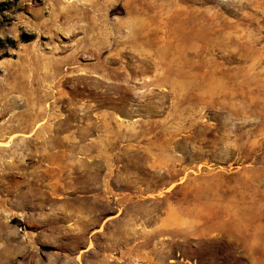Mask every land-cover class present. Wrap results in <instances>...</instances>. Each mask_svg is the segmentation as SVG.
<instances>
[{
	"label": "rangeland",
	"instance_id": "obj_1",
	"mask_svg": "<svg viewBox=\"0 0 264 264\" xmlns=\"http://www.w3.org/2000/svg\"><path fill=\"white\" fill-rule=\"evenodd\" d=\"M0 264H264V0H0Z\"/></svg>",
	"mask_w": 264,
	"mask_h": 264
},
{
	"label": "bare ground",
	"instance_id": "obj_2",
	"mask_svg": "<svg viewBox=\"0 0 264 264\" xmlns=\"http://www.w3.org/2000/svg\"><path fill=\"white\" fill-rule=\"evenodd\" d=\"M58 3H59V1H58ZM64 6V5H63ZM61 7V6H60ZM61 9H63V8H61ZM61 15V14H60Z\"/></svg>",
	"mask_w": 264,
	"mask_h": 264
}]
</instances>
